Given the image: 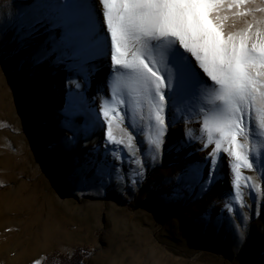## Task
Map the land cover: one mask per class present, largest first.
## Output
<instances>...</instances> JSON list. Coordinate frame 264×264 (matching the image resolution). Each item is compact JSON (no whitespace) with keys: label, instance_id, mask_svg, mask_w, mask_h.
<instances>
[{"label":"rangeland","instance_id":"obj_1","mask_svg":"<svg viewBox=\"0 0 264 264\" xmlns=\"http://www.w3.org/2000/svg\"><path fill=\"white\" fill-rule=\"evenodd\" d=\"M64 2L0 0V50L7 52L18 46L13 41L17 23L51 15L45 5ZM91 3L102 20V5L97 0ZM260 6L264 5L255 0L238 11L249 12L250 8ZM221 15L225 29L235 31L245 27L244 20L251 21L253 15L264 16L251 13L241 18L233 15L231 9ZM18 60L19 57L0 58V264H37V261L39 264H261L264 161L256 151H264V134L255 127L254 117V131L247 145L256 165L241 170L242 202L235 199L234 176L225 156L220 178L207 195L194 202L169 206L173 202L163 197L177 187L175 175L183 167V161H178L174 154L156 153L149 142L155 135L147 121L146 105L133 111L131 104L126 108L129 115L123 124L113 118V134L117 140L123 139L124 144L105 143L108 130L105 124L75 150L83 158L85 151L96 145L101 149V158L105 147L115 149L110 151V162L121 157L116 160L107 190L98 195L93 184L65 179V169L58 166V161L70 156L57 151L52 143L62 134L64 114L60 109L64 108L66 98L71 101L69 111L80 110L76 94L68 97L66 93L69 73L60 70L57 77L45 79L39 89L31 90L27 77L32 69L26 64L25 71L16 70ZM48 70L43 69L45 73ZM108 79L109 69L105 65L86 90L96 108L105 101L107 106H113L111 88L101 87L98 91ZM177 106L178 119L181 116L187 119L188 107L204 106L209 112L214 108L205 99L178 98ZM94 116L95 111L85 114L81 137L92 132ZM201 120L202 116L194 114L193 121L179 125L169 134V141L179 139L186 128L205 135L199 132ZM127 134L133 136L132 147L127 146ZM203 155L196 153L191 162ZM134 159L147 162L149 167L141 168ZM139 172L146 175L143 186L131 183ZM244 177L249 179L246 181ZM229 205L235 212L226 211ZM205 213L210 214L213 223L217 217L223 218L217 232L205 235L193 229L192 222ZM240 234L247 236V249L237 256L235 242Z\"/></svg>","mask_w":264,"mask_h":264},{"label":"snow or ice","instance_id":"obj_2","mask_svg":"<svg viewBox=\"0 0 264 264\" xmlns=\"http://www.w3.org/2000/svg\"><path fill=\"white\" fill-rule=\"evenodd\" d=\"M97 2L102 5V20L91 0L45 5L52 14L17 23L13 41L18 46L7 52L0 50V58L5 60L19 57L16 70L25 71V65H30L32 70L28 72L27 82L31 90L39 89L45 79L57 77L60 70L69 73L66 93L68 97L76 94L80 110L69 111L71 101L66 98L64 108L60 109L64 114L62 134L52 142L57 151L70 156L58 161V166L65 169V179L93 184L98 195L106 191L116 160L121 159L117 156L109 161L110 151L115 149L105 147L103 158L96 145L87 149L83 158L75 150L105 124L108 129L105 143L124 144L123 139L117 140L113 134V118L123 124L129 115L128 105L134 106L133 111L146 105L147 121L155 135L154 139L150 138V144L157 154H174L178 161H183V167L175 175L177 187L163 197L173 202L169 206L194 202L207 195L220 178L225 156L234 176L235 199L242 202L241 170L253 169L256 165L247 145L254 131L253 117L255 127L264 134V16L253 15L251 21L244 20L245 27L235 31L225 29L221 13L231 9L233 15L244 18L251 13L264 14V6L244 12L238 9L254 4L255 0ZM260 3L264 5V0ZM21 52L25 55L20 56ZM105 65L109 79L98 91L101 87H110L113 106H107L105 101L96 108L86 90ZM45 67L49 69L46 73ZM178 98L205 99L214 108L209 112L204 106L188 107L187 119L184 116L178 119ZM93 111L92 132L81 137L80 129L85 127L83 118ZM194 114L202 116L198 127L205 135L194 134L186 128L179 139L169 141V134L179 125L193 121ZM132 140L133 136L127 134L128 147H132ZM198 152L204 155L191 162ZM256 155L264 161V151L257 149ZM134 162L141 168L149 167L139 159ZM146 182L144 172H139L131 181L137 186ZM226 211L231 214L235 209L229 205ZM260 212L261 209L256 214ZM222 224V217L213 223L210 214L205 213L192 222V227L207 235L217 232ZM235 243L239 256L247 249V236L240 234ZM259 256L264 264V249Z\"/></svg>","mask_w":264,"mask_h":264}]
</instances>
